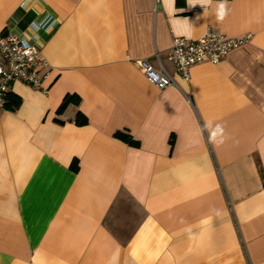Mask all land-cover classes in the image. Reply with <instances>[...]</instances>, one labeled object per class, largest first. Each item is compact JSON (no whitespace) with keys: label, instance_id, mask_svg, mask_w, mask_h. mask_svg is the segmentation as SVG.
<instances>
[{"label":"crops","instance_id":"1","mask_svg":"<svg viewBox=\"0 0 264 264\" xmlns=\"http://www.w3.org/2000/svg\"><path fill=\"white\" fill-rule=\"evenodd\" d=\"M42 11L47 92L0 104V264H264V0H0V36ZM209 29L248 39L185 80L173 40Z\"/></svg>","mask_w":264,"mask_h":264},{"label":"built area","instance_id":"2","mask_svg":"<svg viewBox=\"0 0 264 264\" xmlns=\"http://www.w3.org/2000/svg\"><path fill=\"white\" fill-rule=\"evenodd\" d=\"M57 25L58 20L52 14L42 11L25 31L0 36V104H5L9 86L16 79L47 92L42 82L51 66L41 56L38 46ZM247 39L248 36L227 37L209 29L195 40L175 38L168 58L175 71L188 80L192 65L205 62L215 64L232 48L246 43ZM136 64L158 89L163 90L172 85L173 80L168 74L155 71L146 60L136 61Z\"/></svg>","mask_w":264,"mask_h":264},{"label":"trees","instance_id":"3","mask_svg":"<svg viewBox=\"0 0 264 264\" xmlns=\"http://www.w3.org/2000/svg\"><path fill=\"white\" fill-rule=\"evenodd\" d=\"M73 99V96H67L64 98L62 104L60 105L58 111H63L64 108L67 106V104L70 102V100ZM19 104V100L18 99H15L13 97H10L7 95L6 97V102H5V107L8 108V109H14L16 106H18ZM76 120L77 122L79 123H86V118L84 116H82L80 113H77V116H76ZM115 136L119 139H122L123 141H126L127 143L129 144H136V142H134L131 137L127 134V133H123V132H116L115 133Z\"/></svg>","mask_w":264,"mask_h":264},{"label":"clouds","instance_id":"4","mask_svg":"<svg viewBox=\"0 0 264 264\" xmlns=\"http://www.w3.org/2000/svg\"><path fill=\"white\" fill-rule=\"evenodd\" d=\"M223 7H224V6H223V5H221V9H223ZM220 18H223L222 14H221V17H220Z\"/></svg>","mask_w":264,"mask_h":264}]
</instances>
